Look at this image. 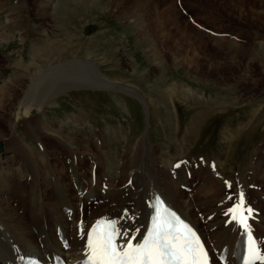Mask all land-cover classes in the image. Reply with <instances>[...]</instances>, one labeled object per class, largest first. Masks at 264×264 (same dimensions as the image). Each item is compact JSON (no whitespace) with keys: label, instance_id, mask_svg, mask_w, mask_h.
<instances>
[{"label":"rangeland","instance_id":"obj_1","mask_svg":"<svg viewBox=\"0 0 264 264\" xmlns=\"http://www.w3.org/2000/svg\"><path fill=\"white\" fill-rule=\"evenodd\" d=\"M20 1L8 4L17 15L4 28L10 36H0V85L21 63L33 74L54 72V83L64 79L65 89L31 107L38 110L30 114V108L18 106L19 98L8 105L3 118L14 119L15 135L38 142L24 127L34 114L51 123L62 119L63 128L74 121L83 131L94 126L109 138L105 174L113 178L118 158L146 130L145 104L149 139L161 158L156 172L161 160L170 171L180 163L174 174L180 186L186 189L187 178L203 187L205 177L194 173L202 161L214 168L209 173L217 178L213 193L233 205L243 192L245 205L253 214L259 211L264 203V0H136L129 7L122 1L118 6L120 0H26L24 6ZM46 8L49 15L40 17ZM4 16L0 13V23H6ZM230 130L238 132L231 140L224 136ZM147 159L132 163L147 166L152 161ZM145 179H139L144 189ZM194 208L202 227L210 223L211 215L201 217L203 206Z\"/></svg>","mask_w":264,"mask_h":264},{"label":"bare ground","instance_id":"obj_2","mask_svg":"<svg viewBox=\"0 0 264 264\" xmlns=\"http://www.w3.org/2000/svg\"><path fill=\"white\" fill-rule=\"evenodd\" d=\"M121 1L130 6L137 2L120 0L118 6ZM9 3L11 0H0V13L6 17V23H0V36L3 38L10 36L4 28L9 26L11 15H17L13 7L8 6ZM26 4V0L18 3L20 6ZM48 12L49 8H46L39 15L46 17ZM21 25L19 34L24 36L22 21ZM19 67L20 70L0 85V264H21L25 255L36 256L46 264H78L85 256L86 233L101 217L115 218L121 232L138 237L133 243L141 242L152 225L155 192L160 193L169 205L198 228L208 248L211 264H221L217 257L222 249L227 250L225 264H239L236 254L244 227L233 220L228 212L229 207L234 205L226 204V199L213 193L217 178L215 173H209L214 168H209L206 163L204 166V162L200 161L194 173L205 177L204 186H192V181L185 178V182H182L186 189L180 186L181 181L174 179L181 171L180 167L170 171L169 165L165 166L161 160V171L156 172L155 162L161 158L157 153L159 147L149 139V120L144 134L129 146L122 157L118 156L113 178H107L105 174L108 150L104 143L109 138L99 134L94 126L87 132L76 128L77 122L74 121L63 128L65 121L62 119L51 123L34 114L24 122L25 129L38 140V145L30 143L25 135L14 134L17 125L14 119H4L8 105L19 98V107L34 108L51 94L65 89V85L62 84L64 79L54 83L57 78L52 71L33 74L27 72L21 63ZM45 81L50 82L45 84ZM144 107L148 114L145 104ZM33 108L29 114L38 110ZM25 114L28 115L27 112ZM224 133L231 140L238 132L230 130L228 134ZM76 142L79 143L78 147ZM51 146L57 147L52 154L47 151ZM141 157L144 161L151 157L152 161L144 163L142 160L147 166L132 163L133 159L135 162ZM216 163L222 161L218 159ZM137 167L141 168V175ZM141 177L146 178V189L139 181ZM212 193L213 197H209ZM259 196L257 200H260ZM194 206L196 211L203 206L201 217L204 215V219H207L211 215L210 223L202 227L203 219L197 216ZM220 208H224L221 214L218 213ZM259 211L257 215L254 212L256 218H249L248 223L256 235L260 253L264 255V242H261L264 238V203L259 206ZM218 214L220 216L217 217ZM127 239L125 236L118 237V243L123 245ZM260 243H263V250Z\"/></svg>","mask_w":264,"mask_h":264},{"label":"snow or ice","instance_id":"obj_3","mask_svg":"<svg viewBox=\"0 0 264 264\" xmlns=\"http://www.w3.org/2000/svg\"><path fill=\"white\" fill-rule=\"evenodd\" d=\"M180 166V163L175 165L177 168ZM157 203L164 204L159 198ZM244 206V193L241 192L239 203L229 208L228 212L235 213L237 208L244 209ZM253 211L247 207V215L242 211L239 216V223L247 230L249 240V255L245 259V264H255L256 260L264 262V255L260 253L248 223ZM165 213H168L166 208ZM232 219L237 220V216L233 215ZM116 223L109 220L101 224L98 221L97 225L86 233V258L81 264H208V253L200 238L174 212L169 213L165 219L157 206L153 224L143 236L142 242L137 243L133 241L138 237L121 232ZM121 236L128 237L123 245L117 242V238Z\"/></svg>","mask_w":264,"mask_h":264},{"label":"water","instance_id":"obj_4","mask_svg":"<svg viewBox=\"0 0 264 264\" xmlns=\"http://www.w3.org/2000/svg\"><path fill=\"white\" fill-rule=\"evenodd\" d=\"M146 119H147V117H146Z\"/></svg>","mask_w":264,"mask_h":264}]
</instances>
